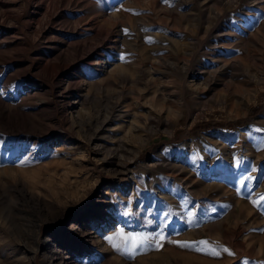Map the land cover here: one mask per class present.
Wrapping results in <instances>:
<instances>
[{
	"label": "rangeland",
	"instance_id": "1",
	"mask_svg": "<svg viewBox=\"0 0 264 264\" xmlns=\"http://www.w3.org/2000/svg\"><path fill=\"white\" fill-rule=\"evenodd\" d=\"M254 132L264 0H0V264H264Z\"/></svg>",
	"mask_w": 264,
	"mask_h": 264
},
{
	"label": "snow or ice",
	"instance_id": "2",
	"mask_svg": "<svg viewBox=\"0 0 264 264\" xmlns=\"http://www.w3.org/2000/svg\"><path fill=\"white\" fill-rule=\"evenodd\" d=\"M167 3V0H165ZM243 183V181H241ZM264 199V197H262ZM191 216L192 214L189 213ZM165 227H167L165 225ZM117 235L121 237V243H112L113 237H106V239L111 243L112 247L116 249L118 252H120L122 255L127 256L128 258H134L137 251H143L145 248L150 247L152 243L154 242V237H150L147 235H143L140 233H129L126 236L123 235V231L119 230L117 232ZM158 236V240H155L156 246L160 247L159 241H163L165 239V236L163 233H157L155 234ZM171 243L178 244L180 247H186V248H194L196 251H205L207 250V253L209 255L218 256L219 252L215 250V248H208L209 242L206 240H201L198 242H180V241H170ZM223 251L228 252L229 255H232V253L227 249L224 248Z\"/></svg>",
	"mask_w": 264,
	"mask_h": 264
},
{
	"label": "bare ground",
	"instance_id": "3",
	"mask_svg": "<svg viewBox=\"0 0 264 264\" xmlns=\"http://www.w3.org/2000/svg\"><path fill=\"white\" fill-rule=\"evenodd\" d=\"M226 65V64H225ZM117 68H118V66H117ZM116 69V68H115ZM119 70H121V68H118ZM118 69H117V71H118ZM250 131H252V129L250 130ZM253 136V135H252ZM254 140L256 141V142H258V143H262V145L264 144V133H260V132H254ZM234 161H235V163H233V164H235L234 166H233V169H236L238 166H240V164H237V162H239V160L237 159V158H235V159H233ZM242 166V165H241ZM254 166H256V165H253V167ZM252 167V168H253ZM251 186V185H250ZM251 190V189H250ZM259 193H264V186L262 187H260V189H258L256 192H254V194L255 195H258L259 196Z\"/></svg>",
	"mask_w": 264,
	"mask_h": 264
}]
</instances>
